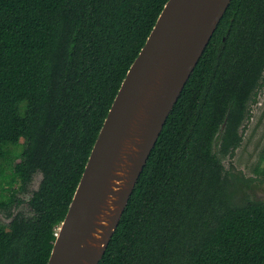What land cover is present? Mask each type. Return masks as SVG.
Segmentation results:
<instances>
[{"label":"trees","instance_id":"1","mask_svg":"<svg viewBox=\"0 0 264 264\" xmlns=\"http://www.w3.org/2000/svg\"><path fill=\"white\" fill-rule=\"evenodd\" d=\"M167 0H0V264H47L127 70ZM264 87V0H231L98 264H264V200L222 158ZM258 170L264 173V145ZM261 166V167H260ZM41 180L14 212L33 176Z\"/></svg>","mask_w":264,"mask_h":264},{"label":"water","instance_id":"2","mask_svg":"<svg viewBox=\"0 0 264 264\" xmlns=\"http://www.w3.org/2000/svg\"><path fill=\"white\" fill-rule=\"evenodd\" d=\"M231 0H167L126 72L47 264H98L174 104Z\"/></svg>","mask_w":264,"mask_h":264},{"label":"rangeland","instance_id":"3","mask_svg":"<svg viewBox=\"0 0 264 264\" xmlns=\"http://www.w3.org/2000/svg\"><path fill=\"white\" fill-rule=\"evenodd\" d=\"M241 131L243 139L235 154L232 157L222 158L225 168L241 173L240 175L246 179L241 182L239 188H236L233 200H239L237 193L242 197L247 193L252 198L264 200V173L258 170L259 152L264 145V87L258 93L257 101L251 105V115ZM40 180L41 173L37 172L28 188L20 193L24 202L17 206L14 212L30 213L27 200L32 190L38 187ZM9 220L10 218L0 211V221L7 223Z\"/></svg>","mask_w":264,"mask_h":264},{"label":"bare ground","instance_id":"4","mask_svg":"<svg viewBox=\"0 0 264 264\" xmlns=\"http://www.w3.org/2000/svg\"><path fill=\"white\" fill-rule=\"evenodd\" d=\"M176 104V103H175Z\"/></svg>","mask_w":264,"mask_h":264}]
</instances>
